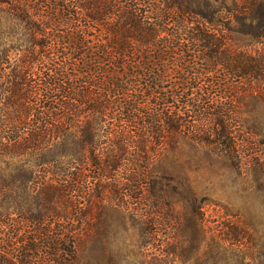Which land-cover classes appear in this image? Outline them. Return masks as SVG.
Here are the masks:
<instances>
[{
  "label": "trees",
  "instance_id": "obj_1",
  "mask_svg": "<svg viewBox=\"0 0 264 264\" xmlns=\"http://www.w3.org/2000/svg\"><path fill=\"white\" fill-rule=\"evenodd\" d=\"M121 1L125 6L119 9L110 0L105 6H100L101 0H91L86 11H82L84 5L79 4L76 10L53 7L44 14L43 10L27 5L25 0H0V220L18 218L14 222L25 223L28 232H35L34 236L20 237L18 242L22 246L16 253L7 251L4 244H8L0 237V264H32V258L37 256L28 252L42 247L50 264H77L79 247L85 237L92 242L102 240L107 230L98 228L99 213L89 216L86 223L89 228L85 230L82 227L66 232V228L57 223L70 214L65 193L67 187L77 192L80 171L86 165L94 169L91 175V179L96 180L94 184L108 185L97 186L99 194L95 202L103 201L101 194L108 192L109 199H117L118 205L135 221L134 225L149 234L150 240H155L157 234L151 226L161 224L155 216L163 209L157 200L164 197L161 189L157 187V191L155 187L166 181L167 176L152 170L154 160L146 158V153H158L166 143L174 146L177 134L187 130L188 135L184 136L190 142L210 146L217 157H223L237 168L240 166L244 140H234L225 106L214 105L203 97L209 90L207 86L196 87L200 92L195 94V103L186 99V106L209 115L206 120L211 127L207 133L202 125L183 123L162 110L163 105L173 101H167L168 97L164 98L156 89L163 72L158 69L160 65L151 66L153 63L147 59L167 56L166 40L158 37L166 30L165 26L161 20L147 17L145 10L130 3L132 0ZM254 2L252 0L250 5ZM164 3L163 16L174 14L177 19L188 16L206 25H217L215 11L206 9L203 0H172V3L164 0ZM238 8L234 6L231 10L239 12ZM260 12L264 16V8ZM82 13L105 29L109 35L105 41L97 43L86 39L84 27L74 24L80 23ZM54 15L70 24L72 31L53 32L58 30L56 23H49ZM234 16L239 26L225 28L244 38L246 44H255L258 37L264 36V22L258 33V25L255 30L242 27L246 18L251 21V15ZM199 31L188 39L196 48L197 43H201L198 52L203 48L216 52L223 45V39L214 38L213 34L206 37L204 31ZM195 47L172 48L187 52L196 50ZM134 56L140 58L136 63L130 60ZM103 60L109 61L111 70L97 66ZM236 62L232 72H237V77H252L256 66L253 61H249L243 71L237 69L239 61ZM80 65L84 69H80ZM92 65L98 70L92 69ZM33 66L38 67L34 80L28 79V71ZM115 67L121 69L115 70ZM131 68L139 69L138 73L130 74ZM190 73L194 79L198 78L196 72ZM130 76L147 78L139 82L143 85L139 90L142 96H133V91L126 87ZM179 82L183 84L184 79L180 78ZM146 90H152V96L157 99L160 96L155 107L145 103L149 98L146 96L150 95ZM177 94H172V98L177 100ZM113 118L114 122L108 120ZM166 130L169 137L162 133ZM247 132L258 134V126L250 124ZM69 174H74L71 187L67 185ZM133 182L139 184V190L146 184L151 185L150 203L144 202L148 195L138 193L135 197L147 207L133 209L128 201H122V196L129 197L138 190L132 187Z\"/></svg>",
  "mask_w": 264,
  "mask_h": 264
},
{
  "label": "rangeland",
  "instance_id": "obj_2",
  "mask_svg": "<svg viewBox=\"0 0 264 264\" xmlns=\"http://www.w3.org/2000/svg\"><path fill=\"white\" fill-rule=\"evenodd\" d=\"M106 1L101 0L100 6H105ZM110 1L118 9L125 6L121 0ZM169 1L172 3V0ZM251 1L203 0L206 9L215 11L217 25L214 26L188 16H179L180 19L174 14L163 16L164 0L130 2L145 10L147 17H153L155 21L161 20L166 29L160 32L158 37L166 40L164 51L167 56L147 59L153 63L151 66H155V63L160 65L158 69L163 72V78L157 83L156 89L164 98L168 97L167 101H173L163 105L162 110L166 115L177 117L183 123H194L198 127L202 125L207 133L211 127L207 124L209 120H206L209 115L197 113L189 105L186 106L187 102L195 103V94L200 92L198 87L207 86L209 90L203 97L214 105L225 106V116L234 134V140H244L241 147L243 152L239 156L240 166L237 168L223 157H217L210 146L190 142L184 136L188 135L187 130H181L174 146L170 147L166 143L158 149V153H146V158L154 160L152 170L158 175L167 176L166 181L158 183L155 187L157 191L158 188L161 189L164 197L163 200H157L158 206L163 209L160 215L155 216L161 224L151 226L157 231L155 240H150L149 234L143 233L134 225L135 221L131 219V215L118 205L117 199L111 201L108 192L101 194L103 201L95 202L99 194L97 186L108 185L94 184L96 180L91 179L94 169L86 165L85 169L80 171L77 192H71L67 187L65 193V201L71 207L70 214L57 223L62 224L66 232L82 227L85 230V227L89 228L86 224L89 216L99 213L98 228L107 232L103 231L102 240L96 242L85 237L79 247L77 264H264V36L258 37L255 44H246L244 38L225 28L227 25L233 29L239 26L234 15H251V21L246 18L243 29L255 30L258 25V33L260 32L264 22V16L260 12L264 8V0H255L252 6ZM88 2L91 0H25L27 5L43 10L44 14L53 7L67 11L76 10L79 4L84 5L82 11H86L89 10ZM234 6L239 7V12L234 13L231 10ZM86 13L80 15V23L74 24L84 27L83 33L89 41H105L109 37L108 33L99 25L96 26ZM49 23H56L58 30L45 29L47 32L64 34L71 32L73 28L56 15ZM83 25L90 27L85 28ZM95 26L96 29L92 28ZM197 27L204 31L206 37L213 34L214 38L223 39V45L216 52L205 48L198 52L201 43H197L196 48L192 40L191 43L188 42L193 33L200 32ZM172 47H195L196 50L179 52ZM139 59V56H134L130 60L136 63ZM236 61H239V71L247 69L245 65L253 61L256 66L251 75L254 78L237 77L238 73L232 72ZM99 63L97 66H101V69L111 70L109 61L103 60ZM79 67L84 69L82 65ZM92 69L98 70V67ZM120 69L115 67V70ZM37 71L38 67H31L28 79L34 80V72ZM138 71L137 68H131L129 73L134 75ZM190 71L196 72L198 78L194 79ZM180 78L184 79L183 84H180ZM146 80L147 78H131L127 79L125 85L133 91V96L140 97L142 93H139V90L143 85L139 82ZM187 85L194 88H187ZM151 92L152 90H146L150 95L146 96L149 98L145 103L155 107L154 104L160 102V96L158 95L157 99ZM175 93H179L177 100L171 96ZM186 99L189 100L186 102ZM108 120L114 122V118ZM250 124L258 126V134L250 135L247 132V126ZM162 133L169 137L167 130ZM154 136L158 138L157 134ZM71 171L74 172L75 169L71 168ZM118 173L117 176L120 175ZM73 175L67 176L70 179L67 185L70 187ZM131 185L138 190L131 192L129 197L122 196V201H128L133 209L136 206L147 207L143 205L142 200H136L135 197L138 193L148 195L145 199L147 201L144 202L150 203L148 190L151 185L146 184L141 190L139 184L133 182ZM81 214L85 216H80ZM2 219L4 222L0 220V237L8 244H4L6 250L16 253L22 246L18 242L20 237L28 238L34 236L35 232H28L25 223L14 222L18 218ZM28 253L37 256L32 258V264H50L43 247L39 251Z\"/></svg>",
  "mask_w": 264,
  "mask_h": 264
}]
</instances>
